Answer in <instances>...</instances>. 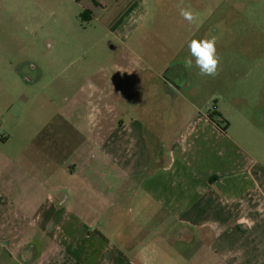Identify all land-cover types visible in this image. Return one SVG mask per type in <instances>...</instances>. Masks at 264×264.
Returning a JSON list of instances; mask_svg holds the SVG:
<instances>
[{"label": "crops", "instance_id": "1", "mask_svg": "<svg viewBox=\"0 0 264 264\" xmlns=\"http://www.w3.org/2000/svg\"><path fill=\"white\" fill-rule=\"evenodd\" d=\"M122 2L48 0L55 19L73 10L106 28L123 23L106 17ZM112 37L120 59L135 55L129 37ZM201 87L188 69L118 67L53 105L39 131L16 138L10 117L0 133V264H264L256 115L225 95L195 103ZM22 106L32 109L28 99L5 107Z\"/></svg>", "mask_w": 264, "mask_h": 264}, {"label": "rangeland", "instance_id": "2", "mask_svg": "<svg viewBox=\"0 0 264 264\" xmlns=\"http://www.w3.org/2000/svg\"><path fill=\"white\" fill-rule=\"evenodd\" d=\"M181 9L193 13L191 22ZM55 14L48 0H0V133L14 124L10 117L20 121L18 131L10 132L16 138L39 131L40 117L50 116L53 105L61 107L101 70L166 66L188 69L190 82L204 85L192 98L195 103L209 108L225 95L239 101L244 114L256 115L250 128L258 133L255 152L264 162L259 151L264 148V0H123L121 9L106 16L123 23L108 28L79 21L73 10L56 19ZM114 35L129 37L135 55L120 59L125 47ZM211 37L221 57L218 75L199 76L194 57L191 67L185 63L188 44ZM26 99L32 109L22 106L8 114L5 106Z\"/></svg>", "mask_w": 264, "mask_h": 264}, {"label": "clouds", "instance_id": "3", "mask_svg": "<svg viewBox=\"0 0 264 264\" xmlns=\"http://www.w3.org/2000/svg\"><path fill=\"white\" fill-rule=\"evenodd\" d=\"M180 15L189 22L193 20V13L188 9H181ZM216 44V37L191 40L188 44L190 58L185 61L186 65L191 67L193 65L191 57H194L199 76L215 77L218 75L221 57L217 52Z\"/></svg>", "mask_w": 264, "mask_h": 264}, {"label": "trees", "instance_id": "4", "mask_svg": "<svg viewBox=\"0 0 264 264\" xmlns=\"http://www.w3.org/2000/svg\"><path fill=\"white\" fill-rule=\"evenodd\" d=\"M209 119H210V122L216 124V126L223 132H226L227 131V125H228V122L225 121V122H222V121H218L216 120V114L215 112L209 114ZM225 125V127L223 126Z\"/></svg>", "mask_w": 264, "mask_h": 264}]
</instances>
